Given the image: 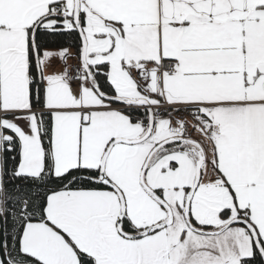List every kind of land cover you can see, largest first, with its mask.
Here are the masks:
<instances>
[{"label": "snow or ice", "instance_id": "snow-or-ice-1", "mask_svg": "<svg viewBox=\"0 0 264 264\" xmlns=\"http://www.w3.org/2000/svg\"><path fill=\"white\" fill-rule=\"evenodd\" d=\"M0 264H264V0H0Z\"/></svg>", "mask_w": 264, "mask_h": 264}]
</instances>
